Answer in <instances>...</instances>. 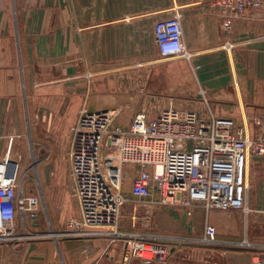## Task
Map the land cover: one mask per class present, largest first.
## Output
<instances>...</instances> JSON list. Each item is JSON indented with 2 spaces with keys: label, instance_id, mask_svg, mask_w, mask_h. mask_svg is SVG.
I'll return each instance as SVG.
<instances>
[{
  "label": "crops",
  "instance_id": "1",
  "mask_svg": "<svg viewBox=\"0 0 264 264\" xmlns=\"http://www.w3.org/2000/svg\"><path fill=\"white\" fill-rule=\"evenodd\" d=\"M259 1L263 7L249 8L227 31L215 0H0V161L9 156L21 163L31 139L49 151L42 158L49 165L44 194L54 229L64 227L67 213H79L70 200L69 151L83 109H118L117 122L126 127V114L155 117L173 104L233 119L252 138L264 132ZM176 14L190 59L159 55L154 25ZM169 62L179 66L164 73ZM163 78L170 98L157 106L153 92ZM249 170L248 214L198 206L188 217L181 208L148 201L145 208L125 204L117 230L170 239L166 264H252L264 251V160L252 158ZM130 188L124 186L129 197ZM39 220H27V235L47 233ZM17 229L24 234L20 218ZM205 237L209 243L201 242ZM243 241L252 247H240ZM123 248L114 235L27 237L0 244V264H124Z\"/></svg>",
  "mask_w": 264,
  "mask_h": 264
},
{
  "label": "built area",
  "instance_id": "2",
  "mask_svg": "<svg viewBox=\"0 0 264 264\" xmlns=\"http://www.w3.org/2000/svg\"><path fill=\"white\" fill-rule=\"evenodd\" d=\"M259 0H215L225 30ZM159 55L163 59H190L178 14L154 25ZM231 48V47H229ZM120 110L83 109L72 129L69 158L71 193L79 219L66 224L70 237L114 235L121 237L124 264H166L172 243L165 237L121 234L117 230L122 207L132 199L178 207L192 216L195 207L207 212L242 210L250 190V160H264V132L252 138L233 119L202 117L197 111L170 104L155 117L141 111L126 127L117 122ZM130 170H135L132 174ZM131 184V197L124 186ZM42 197L26 192L19 165L9 156L0 161V244L27 238V220H38ZM24 234L17 229V219ZM29 237H32L30 235ZM202 243H209L205 237ZM251 248L248 241L238 244ZM252 264H264V251Z\"/></svg>",
  "mask_w": 264,
  "mask_h": 264
},
{
  "label": "rangeland",
  "instance_id": "3",
  "mask_svg": "<svg viewBox=\"0 0 264 264\" xmlns=\"http://www.w3.org/2000/svg\"><path fill=\"white\" fill-rule=\"evenodd\" d=\"M261 7H263L262 4H261V6H259V8H261ZM253 9H255V8H253ZM172 65L173 66H179L178 63H170L169 62L165 66L162 67L163 72L166 73L168 70H170L171 69L170 67ZM156 88H157L156 91L153 92L154 95H156V97H153L152 99H154L153 100L155 103L154 105L158 106V105H160V103L164 102V100H167L166 98H170V92L168 90L169 83L167 82L166 79L163 78L161 83H157ZM130 102H132V100ZM134 102L136 103V101H134ZM129 103H126V106L130 107ZM135 115L133 116L130 114H126V124L131 123L134 120ZM261 133L262 132H260V134ZM71 138H72V136H71ZM40 149H41L40 147H38L37 145H34V141H33V139H31L30 146L28 148H26V156L23 158L24 160L21 163H18V165H19V179H20V181H22L26 192L36 193V194L40 193L41 197L44 200L43 201L44 202L43 208H42V212H41L39 221L43 224V227L45 228V231L47 233H45V234H33L32 237L47 236V237L53 238V237H59V235H60V237L63 235L68 236L67 233L65 232L66 231V224L68 221H70L72 219H79L80 218V212L78 213V211H77L78 214H76V215L73 213H71V214L67 213L64 216L66 224H64V227L61 230L60 229L57 230V229L53 228V222L55 223L56 220L54 217L49 215V212L47 210L46 203H45V194H44L45 183H44V174L43 173H44V169L49 165H45L42 162V158L44 156H48L49 151L47 149H45V150H40ZM69 161H70V158H69ZM70 166H71V163H70ZM70 178H71V184H70V191H71V185H72L71 174H70ZM71 196H72V193H71ZM69 197H70V195H69ZM70 200L73 201L75 203V205H77V202L73 196L70 198ZM146 203H147V201H141L140 202V201H136V200L132 199L130 202L127 203V205H132V207H136V208L137 207L138 208H145ZM126 220H128L127 217H126ZM138 221L142 222V220H139V219H138ZM148 221H150V219ZM150 232H153V231H150ZM29 236H30V234H28L27 237H29Z\"/></svg>",
  "mask_w": 264,
  "mask_h": 264
}]
</instances>
